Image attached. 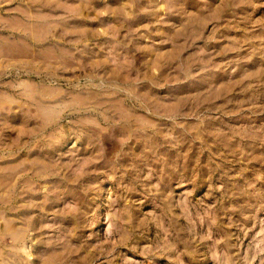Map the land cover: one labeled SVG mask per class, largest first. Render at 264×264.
I'll return each mask as SVG.
<instances>
[{"label":"rangeland","instance_id":"obj_1","mask_svg":"<svg viewBox=\"0 0 264 264\" xmlns=\"http://www.w3.org/2000/svg\"><path fill=\"white\" fill-rule=\"evenodd\" d=\"M0 264H264V0H0Z\"/></svg>","mask_w":264,"mask_h":264},{"label":"bare ground","instance_id":"obj_2","mask_svg":"<svg viewBox=\"0 0 264 264\" xmlns=\"http://www.w3.org/2000/svg\"><path fill=\"white\" fill-rule=\"evenodd\" d=\"M56 60V59H55ZM37 101V100H36ZM24 105V104H23ZM24 169V168H23ZM26 169V168H25ZM15 173V172H14ZM7 178V177H6ZM5 179V178H4ZM9 179V178H8ZM15 179V178H14ZM6 180V179H5ZM9 181V180H8ZM27 182V181H26ZM13 183V182H12ZM11 184V183H10ZM4 187V186H3ZM6 187V186H5ZM10 187V186H9ZM8 187V188H9ZM7 189V188H6ZM5 190V189H4ZM19 191V190H18ZM16 194V193H15ZM22 221V220H21ZM5 223H6V220H5ZM8 224H9V221L7 222ZM7 229V228H6ZM14 229V228H13ZM6 232H8V231H6ZM14 237V236H13Z\"/></svg>","mask_w":264,"mask_h":264}]
</instances>
